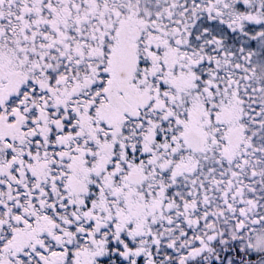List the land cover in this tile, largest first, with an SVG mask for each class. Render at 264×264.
I'll return each mask as SVG.
<instances>
[{
	"label": "snow or ice",
	"instance_id": "1",
	"mask_svg": "<svg viewBox=\"0 0 264 264\" xmlns=\"http://www.w3.org/2000/svg\"><path fill=\"white\" fill-rule=\"evenodd\" d=\"M0 264H264V0H0Z\"/></svg>",
	"mask_w": 264,
	"mask_h": 264
}]
</instances>
